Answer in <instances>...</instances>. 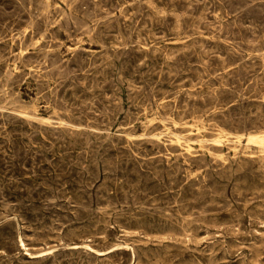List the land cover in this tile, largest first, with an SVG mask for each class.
I'll list each match as a JSON object with an SVG mask.
<instances>
[{
	"label": "rangeland",
	"instance_id": "1",
	"mask_svg": "<svg viewBox=\"0 0 264 264\" xmlns=\"http://www.w3.org/2000/svg\"><path fill=\"white\" fill-rule=\"evenodd\" d=\"M253 136L264 0H0V264H264Z\"/></svg>",
	"mask_w": 264,
	"mask_h": 264
},
{
	"label": "bare ground",
	"instance_id": "2",
	"mask_svg": "<svg viewBox=\"0 0 264 264\" xmlns=\"http://www.w3.org/2000/svg\"><path fill=\"white\" fill-rule=\"evenodd\" d=\"M57 24V23H56ZM27 30V29H26ZM19 52V51H18ZM55 113V112H54ZM40 121V120H39ZM42 121V120H41ZM149 121V120H148ZM150 122V121H149ZM152 122V121H151ZM202 122V121H201ZM190 128V127H189ZM205 132V131H204ZM169 134V133H168ZM218 137V136H217ZM132 140V139H131ZM130 140V141H131ZM169 140V139H168ZM253 140H256L258 143H260V144H264V137H260V136H253V137H249L248 138V141H253ZM238 141V140H237ZM160 142V141H159ZM173 143V142H172ZM177 143V142H176ZM175 143V144H176ZM214 143V142H213ZM252 143V142H251ZM257 146H259V145H257ZM264 146V145H263ZM236 152H238V151H236ZM233 155H234V153H233ZM236 155V154H235ZM252 157V156H251ZM218 158H220V157H218ZM189 241V240H188ZM24 251V250H23Z\"/></svg>",
	"mask_w": 264,
	"mask_h": 264
}]
</instances>
